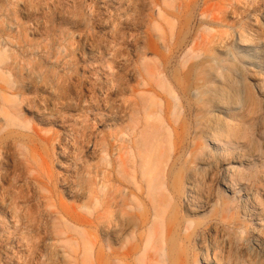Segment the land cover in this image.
<instances>
[{"label": "rangeland", "instance_id": "rangeland-1", "mask_svg": "<svg viewBox=\"0 0 264 264\" xmlns=\"http://www.w3.org/2000/svg\"><path fill=\"white\" fill-rule=\"evenodd\" d=\"M0 264H264V0H0Z\"/></svg>", "mask_w": 264, "mask_h": 264}]
</instances>
